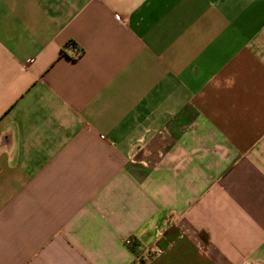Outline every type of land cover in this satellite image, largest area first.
Instances as JSON below:
<instances>
[{
  "label": "crops",
  "instance_id": "1",
  "mask_svg": "<svg viewBox=\"0 0 264 264\" xmlns=\"http://www.w3.org/2000/svg\"><path fill=\"white\" fill-rule=\"evenodd\" d=\"M0 264H264V0H0Z\"/></svg>",
  "mask_w": 264,
  "mask_h": 264
},
{
  "label": "built area",
  "instance_id": "2",
  "mask_svg": "<svg viewBox=\"0 0 264 264\" xmlns=\"http://www.w3.org/2000/svg\"><path fill=\"white\" fill-rule=\"evenodd\" d=\"M69 48L71 49V57L76 59L81 54V51L78 47L74 45H69ZM126 245L130 246L133 243V239L126 240ZM154 253H160V252H153L151 250H148L145 252V256L147 259H151L154 257Z\"/></svg>",
  "mask_w": 264,
  "mask_h": 264
},
{
  "label": "trees",
  "instance_id": "3",
  "mask_svg": "<svg viewBox=\"0 0 264 264\" xmlns=\"http://www.w3.org/2000/svg\"><path fill=\"white\" fill-rule=\"evenodd\" d=\"M131 250L137 251L140 247L139 243L133 239V243L129 246Z\"/></svg>",
  "mask_w": 264,
  "mask_h": 264
}]
</instances>
